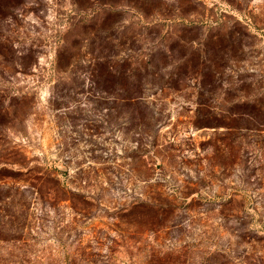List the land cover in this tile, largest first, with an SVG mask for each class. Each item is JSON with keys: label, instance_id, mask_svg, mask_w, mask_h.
I'll return each instance as SVG.
<instances>
[{"label": "rangeland", "instance_id": "rangeland-1", "mask_svg": "<svg viewBox=\"0 0 264 264\" xmlns=\"http://www.w3.org/2000/svg\"><path fill=\"white\" fill-rule=\"evenodd\" d=\"M0 264H264V0H0Z\"/></svg>", "mask_w": 264, "mask_h": 264}]
</instances>
